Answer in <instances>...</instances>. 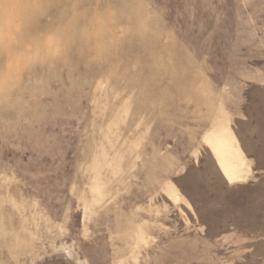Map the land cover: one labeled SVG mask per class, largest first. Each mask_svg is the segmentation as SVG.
Masks as SVG:
<instances>
[{
    "label": "rangeland",
    "instance_id": "obj_1",
    "mask_svg": "<svg viewBox=\"0 0 264 264\" xmlns=\"http://www.w3.org/2000/svg\"><path fill=\"white\" fill-rule=\"evenodd\" d=\"M19 2L0 14V264H264L259 197L241 222L183 179L246 181L238 204L264 189L240 135L264 110V0Z\"/></svg>",
    "mask_w": 264,
    "mask_h": 264
},
{
    "label": "snow or ice",
    "instance_id": "obj_2",
    "mask_svg": "<svg viewBox=\"0 0 264 264\" xmlns=\"http://www.w3.org/2000/svg\"><path fill=\"white\" fill-rule=\"evenodd\" d=\"M244 119V117H242ZM254 134L251 138H259L258 144H254L252 148L249 149L251 153H258V156H254L258 169L264 171V110L261 111L259 118H252L250 127L242 132L240 135L250 136ZM219 176V171H202L199 168H193L191 172L183 177L187 182L188 186L192 190L193 194L207 191L209 188H216V190L222 194L218 196L215 205L226 214L237 218L243 222L248 218V212L255 206L257 203V197L259 201L264 206V189H261L259 193L254 190H249L247 192L246 199L243 203H235L230 199L232 193H235L240 190L242 185H246V181H232L230 179L225 180L223 177L220 180H217ZM194 195L190 197L193 199V205L195 206ZM197 212H200V209H197ZM205 223H208L206 220Z\"/></svg>",
    "mask_w": 264,
    "mask_h": 264
},
{
    "label": "clouds",
    "instance_id": "obj_3",
    "mask_svg": "<svg viewBox=\"0 0 264 264\" xmlns=\"http://www.w3.org/2000/svg\"><path fill=\"white\" fill-rule=\"evenodd\" d=\"M21 7L19 0H0V14H4L6 17H14L17 13V10ZM67 40L71 41L72 37H67ZM53 41H49L51 45ZM63 48L64 45L61 44Z\"/></svg>",
    "mask_w": 264,
    "mask_h": 264
}]
</instances>
